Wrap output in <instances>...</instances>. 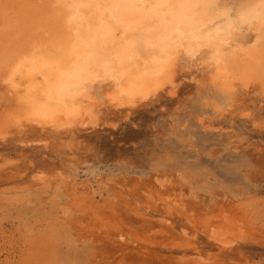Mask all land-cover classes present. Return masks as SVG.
<instances>
[{
  "label": "bare ground",
  "instance_id": "bare-ground-1",
  "mask_svg": "<svg viewBox=\"0 0 264 264\" xmlns=\"http://www.w3.org/2000/svg\"><path fill=\"white\" fill-rule=\"evenodd\" d=\"M185 86L223 97L218 115L264 131V111L240 104L251 94L264 103V0H0V145L47 150L114 127L112 114L175 100ZM16 163L0 154V170ZM32 179L45 184L50 174ZM120 187L136 223L86 209L103 240L135 254L218 264L199 240L219 252L264 247L251 205L205 218L170 188L135 185L139 197Z\"/></svg>",
  "mask_w": 264,
  "mask_h": 264
},
{
  "label": "rangeland",
  "instance_id": "rangeland-1",
  "mask_svg": "<svg viewBox=\"0 0 264 264\" xmlns=\"http://www.w3.org/2000/svg\"><path fill=\"white\" fill-rule=\"evenodd\" d=\"M223 102L185 86L175 100L112 114L114 127L69 135L47 150L0 145L1 155L18 162L0 170V264H175L103 240L93 226L88 203L107 219L137 222L124 184L139 197L133 186L141 184L181 193L205 218L248 204L264 230V131L218 115L213 104ZM240 104L264 111L252 94ZM37 170L50 174L45 184L33 181ZM200 245L221 264H264V247L219 252Z\"/></svg>",
  "mask_w": 264,
  "mask_h": 264
}]
</instances>
